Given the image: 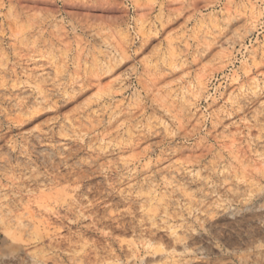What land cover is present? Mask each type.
Listing matches in <instances>:
<instances>
[{
  "label": "rangeland",
  "instance_id": "1",
  "mask_svg": "<svg viewBox=\"0 0 264 264\" xmlns=\"http://www.w3.org/2000/svg\"><path fill=\"white\" fill-rule=\"evenodd\" d=\"M0 264H264V0H0Z\"/></svg>",
  "mask_w": 264,
  "mask_h": 264
},
{
  "label": "bare ground",
  "instance_id": "2",
  "mask_svg": "<svg viewBox=\"0 0 264 264\" xmlns=\"http://www.w3.org/2000/svg\"><path fill=\"white\" fill-rule=\"evenodd\" d=\"M250 52L253 53V49H251ZM254 83H255V86H258V81L257 80H255Z\"/></svg>",
  "mask_w": 264,
  "mask_h": 264
}]
</instances>
